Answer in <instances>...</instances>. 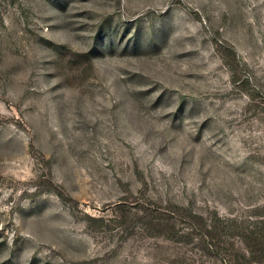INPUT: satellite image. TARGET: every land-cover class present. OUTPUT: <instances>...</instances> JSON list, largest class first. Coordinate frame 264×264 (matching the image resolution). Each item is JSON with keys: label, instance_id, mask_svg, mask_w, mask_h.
Returning a JSON list of instances; mask_svg holds the SVG:
<instances>
[{"label": "rangeland", "instance_id": "1", "mask_svg": "<svg viewBox=\"0 0 264 264\" xmlns=\"http://www.w3.org/2000/svg\"><path fill=\"white\" fill-rule=\"evenodd\" d=\"M0 264H264V0H0Z\"/></svg>", "mask_w": 264, "mask_h": 264}]
</instances>
